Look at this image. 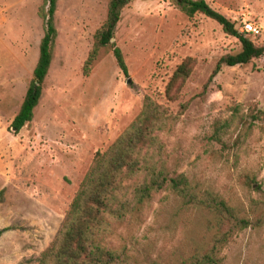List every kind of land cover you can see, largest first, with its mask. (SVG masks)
Wrapping results in <instances>:
<instances>
[{
  "label": "rangeland",
  "instance_id": "1",
  "mask_svg": "<svg viewBox=\"0 0 264 264\" xmlns=\"http://www.w3.org/2000/svg\"><path fill=\"white\" fill-rule=\"evenodd\" d=\"M187 1V0H186ZM185 0H133L122 11L113 41L128 75L110 46L102 47L84 73L108 0H58L54 57L31 122L13 127L33 78L44 35L43 0H0V264L35 263L51 245L98 151L106 150L141 112L145 96L177 113L162 137L168 166L193 184L224 196L241 212L264 202V128L243 123L234 107L264 109V60L223 65L240 40L201 11L192 16ZM197 1V0H190ZM240 32L252 22L260 33H243L264 46V0H205ZM196 66L181 98L169 102L165 87L186 58ZM217 218L199 206L161 192L137 222L121 227L116 244L139 258L167 264L205 250ZM220 264H264V226L236 234Z\"/></svg>",
  "mask_w": 264,
  "mask_h": 264
},
{
  "label": "trees",
  "instance_id": "2",
  "mask_svg": "<svg viewBox=\"0 0 264 264\" xmlns=\"http://www.w3.org/2000/svg\"><path fill=\"white\" fill-rule=\"evenodd\" d=\"M132 1L108 0L106 18L95 34L85 61V74L89 73L99 50L110 46L119 67L128 75L124 54L111 38L115 37L123 9ZM57 2L43 0L39 9L44 35L33 78L12 123L18 131L34 117L54 57L58 36L55 25ZM186 2L184 9L189 15L197 11L205 13L221 24L225 33L236 36L241 42L239 52L225 54L218 60L202 93L207 91L223 65L247 64L254 58L264 60V46L255 44L224 14L210 7L205 0ZM195 66L196 58L189 56L174 70L165 87L169 102L181 98ZM189 103L183 102L179 111L172 113L163 103L145 96L142 110L132 123L106 150L95 154L56 238L31 264H167L142 260L127 245L114 242L120 228L137 222L161 192H170L184 204L199 206L219 220L205 250H196L179 264H220V254L236 234L247 228L264 226V202L259 209L241 212L221 194L201 189L185 173L169 168L170 153L162 135L172 129ZM255 107L248 108L244 115V106L240 104L234 107V115L243 123H259L264 128V109ZM6 229L0 228V235Z\"/></svg>",
  "mask_w": 264,
  "mask_h": 264
},
{
  "label": "built area",
  "instance_id": "3",
  "mask_svg": "<svg viewBox=\"0 0 264 264\" xmlns=\"http://www.w3.org/2000/svg\"><path fill=\"white\" fill-rule=\"evenodd\" d=\"M241 31L246 33H254V34L260 33V29L257 26H255L252 22H244Z\"/></svg>",
  "mask_w": 264,
  "mask_h": 264
},
{
  "label": "water",
  "instance_id": "4",
  "mask_svg": "<svg viewBox=\"0 0 264 264\" xmlns=\"http://www.w3.org/2000/svg\"><path fill=\"white\" fill-rule=\"evenodd\" d=\"M115 40V38L113 37V38H111V41L113 42Z\"/></svg>",
  "mask_w": 264,
  "mask_h": 264
}]
</instances>
